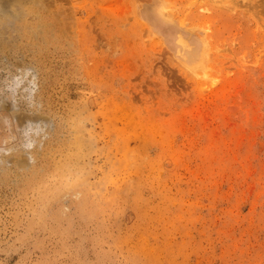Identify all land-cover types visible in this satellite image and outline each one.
<instances>
[{
	"label": "rangeland",
	"instance_id": "rangeland-1",
	"mask_svg": "<svg viewBox=\"0 0 264 264\" xmlns=\"http://www.w3.org/2000/svg\"><path fill=\"white\" fill-rule=\"evenodd\" d=\"M0 264H264V0H0Z\"/></svg>",
	"mask_w": 264,
	"mask_h": 264
},
{
	"label": "bare ground",
	"instance_id": "bare-ground-1",
	"mask_svg": "<svg viewBox=\"0 0 264 264\" xmlns=\"http://www.w3.org/2000/svg\"><path fill=\"white\" fill-rule=\"evenodd\" d=\"M31 1V0H30ZM28 2V1H27ZM47 2V1H46ZM87 2V1H86ZM92 2V1H91ZM213 2V0H212ZM5 3V2H4ZM24 3V2H23ZM202 3V2H201ZM6 4V3H5ZM35 4V3H34ZM121 4V3H120ZM95 5V4H94ZM237 6V5H236ZM245 6V5H244ZM5 7V6H4ZM10 8V7H9ZM251 8V7H250ZM108 9V8H107ZM150 9V10H149ZM206 9V8H205ZM104 10V9H103ZM234 10V9H233ZM251 10V9H250ZM107 11V10H106ZM230 11V10H229ZM253 12V11H252ZM2 13V12H1ZM157 10H152L151 8H145L143 10V15L147 21H158V17L156 16ZM123 14V13H122ZM36 15V14H35ZM20 16V15H19ZM121 16V15H120ZM179 17V16H178ZM255 17V16H254ZM111 20V19H110ZM89 21V20H88ZM116 22V20H114ZM118 21V20H117ZM122 22V21H121ZM146 23V21H145ZM147 24V23H146ZM150 24V23H149ZM161 24V23H160ZM203 24V23H202ZM205 25V24H204ZM125 27V26H124ZM143 30V29H142ZM130 36V35H129ZM203 38V37H202ZM37 39V37H36ZM181 39V38H180ZM15 41V40H14ZM183 42V41H182ZM186 43V42H185ZM202 49H201V59L198 63L194 65L193 68L199 69V68H204L205 69V75H207V72H209V68L207 66V60H209L208 57V49H209V43L206 41V39H202ZM49 50V49H48ZM187 51V50H186ZM46 58V57H45ZM81 61V60H80ZM131 65V64H130ZM142 68V67H141ZM109 69V68H108ZM53 70V69H52ZM128 75V74H127ZM193 75V74H192ZM42 90V89H41ZM121 110V109H120ZM118 110V111H120ZM121 113V112H119ZM124 115V114H123ZM141 117V116H140ZM143 118V117H142ZM141 123V122H140ZM134 124V123H133ZM70 126V125H69ZM102 132V131H101ZM82 133V132H81ZM92 134V133H91ZM93 135V134H92ZM83 136V135H82ZM81 137V136H80ZM81 139V138H80ZM96 151V150H95ZM57 156V155H56ZM20 168V167H19ZM36 168V167H35ZM46 168V167H45ZM42 169V168H41ZM138 169V168H137ZM78 171V170H77ZM151 175V174H150ZM17 177V176H16ZM22 180V179H21ZM70 180V179H69ZM91 183V182H90ZM99 184V183H98ZM103 184V183H102ZM160 185V184H159ZM70 187V185H69ZM75 187V186H74ZM73 187V190H74ZM87 187V186H86ZM102 187V186H101ZM161 187V186H160ZM93 190V189H92ZM91 190V191H92ZM94 193V192H93ZM108 194V193H107ZM74 196V195H73ZM75 197V196H74ZM78 197V196H77ZM97 197V196H96ZM65 201V200H64ZM67 202V201H66ZM66 204V203H65ZM97 205V204H96ZM65 208V207H64ZM139 208V207H138ZM167 208V207H166ZM56 214V213H55ZM26 217V216H25ZM72 218V217H71ZM169 218V217H168ZM25 220V219H24ZM25 227V226H24ZM181 233V232H180ZM96 237V236H95ZM21 239V238H20ZM48 241V240H47ZM86 241V240H85ZM74 250V249H73ZM45 263V262H44ZM136 263V262H135Z\"/></svg>",
	"mask_w": 264,
	"mask_h": 264
}]
</instances>
